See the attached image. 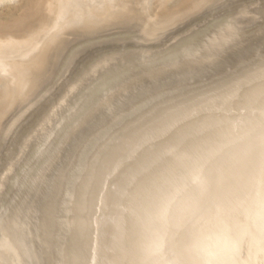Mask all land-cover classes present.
Wrapping results in <instances>:
<instances>
[{"label":"bare ground","instance_id":"1","mask_svg":"<svg viewBox=\"0 0 264 264\" xmlns=\"http://www.w3.org/2000/svg\"><path fill=\"white\" fill-rule=\"evenodd\" d=\"M229 1L195 0L166 18L154 0H0V46L29 31L20 53L12 44L0 56V264H85L101 228L99 197L103 214L122 205L101 231L111 234L110 264H169L170 251L193 264L177 198L206 216L240 177L250 182L264 167V41L226 68L212 65L246 39L240 24L256 18L246 8L244 20L233 17ZM105 36L124 42L74 68ZM68 72L59 101L41 104ZM144 75L160 76L133 82ZM72 135L73 159L61 157L54 178ZM116 169L122 196L113 201L101 191ZM47 188L41 224L36 196Z\"/></svg>","mask_w":264,"mask_h":264},{"label":"clouds","instance_id":"2","mask_svg":"<svg viewBox=\"0 0 264 264\" xmlns=\"http://www.w3.org/2000/svg\"><path fill=\"white\" fill-rule=\"evenodd\" d=\"M175 209L191 225L193 264H264V167L250 182L240 177L206 216L193 215L183 196ZM152 239L166 243L168 236L156 234Z\"/></svg>","mask_w":264,"mask_h":264},{"label":"water","instance_id":"3","mask_svg":"<svg viewBox=\"0 0 264 264\" xmlns=\"http://www.w3.org/2000/svg\"><path fill=\"white\" fill-rule=\"evenodd\" d=\"M243 1H246V0H243ZM243 1H241V2L239 1V2H236L235 3V6L234 7H236V9L234 11H232V16L233 17H237V16L243 17L244 15L242 13V10L244 8H246L248 10L257 11V14L255 15L256 18L251 19V20L246 19L245 21H243V23L240 24V26L244 30V34L246 36V39L243 42H241L240 44H237V45H235L233 47L228 48L225 52H223V54H221L216 60H214V62L212 64L214 66L213 69L220 70V69L226 68L227 65H228V63L234 61V59L239 54L250 52L254 47H256L258 45V43H260L261 41H264V28H261L262 23L264 22V0H260V3L257 6H255V7H251L248 4H245ZM222 13H223V11H221L219 13H215L214 16H209L211 18L209 19V17H208V18L204 19L203 21H201L200 22L201 23L200 26L201 27L204 26L211 19H214L215 17H218ZM254 14L255 13L248 14L247 17H249L251 15H254ZM244 19L245 18L243 17V20ZM171 42H173V40ZM152 43H156V42H152ZM148 53H150V52H148ZM120 61L122 63H124L125 62V59H120ZM74 64H75V62H74ZM208 64H211V63L210 62H205V63H202L200 65L198 64L196 66V68H206V67L209 68L208 67L209 66ZM78 65L76 67H78ZM73 67L76 68L75 66H73ZM175 70H177V69L173 68L172 70H168V71H175ZM224 71H226V70H224ZM149 74H156V73H149ZM199 75H201V74H199ZM158 76H160V75H157V76L151 78L150 76L144 75L143 78L138 77V79H136L133 82L136 83V85H138V84L144 83L146 81H152L155 78H157ZM63 94H64V90H63V88H61V90L58 93V95L56 96V98H54V100L50 102V105L54 101L58 102L59 99L62 97ZM41 104H43V103H41ZM45 104H43V105H45ZM98 112H100V111H98ZM42 114H41V116H42ZM90 123L84 124V125H82L80 127H82V128H88V126L90 125ZM88 131L89 130H87V132ZM73 136L74 135H72V137H71L72 139L68 140L62 146V150H61V152L59 154V158H58V160H56L54 162V166H53L54 167V169H53V176H54V178H58V174H59V171L61 169V167L59 166V162H58L60 160V158L62 157L61 164L70 163V160L73 159L72 155H73V153H75V151L77 149L76 145L72 144L73 141L74 142L76 141L75 138L73 139ZM71 140H72V142H71ZM68 143H70V144H68ZM76 143L77 142H75V144ZM69 145H71L70 149L67 148ZM66 148H67V150H65ZM171 162L172 161H168L166 164H170ZM116 173H117V169L113 171L112 175H109L108 176V178L106 179L105 184L103 185L102 191H101V194L103 192L104 193L105 192H110V196H111V199L113 201L115 200V198H119V197L122 196V194H121L122 191L117 188L116 183L112 180L113 176ZM117 175H118V173H117ZM42 185H44V183ZM53 186H54L53 193H56L57 191L55 190V186H56L55 185V182L53 183ZM46 187H47V185H46ZM48 188H47V191H44V194L42 196H39V197L36 196L37 199L40 200V204L38 206V210H37L36 216L37 217L39 216V220H40V223L41 224H44L46 222V218H47L46 217L47 216V205H48V199L50 197V194L48 196ZM51 194H52V192H51ZM101 194H100V196H101ZM121 207H122L121 204L116 203L115 205H112L109 208L108 211H105L106 212L105 214H103V211H104V209H103V203L101 202L100 197L98 198L97 205H96V218L98 219L99 225H100L101 228L98 231V233H95L94 232V234H93V239H92V242H91V246L89 248V255L87 257V260H86L85 264H110V261L107 258V254H108V251L110 249V244L107 243V240H109L111 238V234L109 232L101 233V231L104 228H106L107 226L114 224L115 218L118 216ZM101 224H105V225H102L101 226ZM168 257H169V260H168L169 264H188V263H190V262L187 263L184 260V258H182V257H179L180 258L179 259L171 251L168 253Z\"/></svg>","mask_w":264,"mask_h":264},{"label":"rangeland","instance_id":"4","mask_svg":"<svg viewBox=\"0 0 264 264\" xmlns=\"http://www.w3.org/2000/svg\"><path fill=\"white\" fill-rule=\"evenodd\" d=\"M155 1V7L156 10L158 11V13L160 14H157L158 16H161V17H166V18H170V17H174L176 14L180 13L181 11H185L191 7H193L194 3H195V0H154ZM238 2V0H230L229 2L227 3H236ZM245 4H248L249 6L251 7H255L257 6L259 3H260V0H246V1H243ZM161 3V4H159ZM168 3V4H167ZM157 5V6H156ZM172 5V6H171ZM160 7V8H159ZM218 6H215L213 8H210L208 9V11H210L211 9H215L217 8ZM208 11H204V12H201L199 15L201 14H205L207 13ZM211 17H209L210 19ZM203 23V22H202ZM201 24V23H200ZM18 34V33H17ZM20 35H17L15 37H12L13 40L11 41H6L8 42V44L4 43L3 45L0 46V56L3 57V55H5L7 53V50L6 48L9 46V45H16L17 47V51L20 53L21 49H22V45H24L28 35H29V31L26 30L25 28H23V31L21 33H19ZM11 37V36H10ZM9 37V39H10ZM111 37L109 36H105L103 38V41L101 42H96L94 44H92L90 47H88L85 51H83L75 60V64L74 66L76 67L79 62L85 58V57H89L99 51H105V49H110V47L112 45H121L123 44L124 41H121V40H109L111 39ZM16 40V41H15ZM20 40V41H19ZM13 41H15L13 43ZM23 41V42H22ZM158 40H156L157 42ZM155 42V41H153ZM21 46V47H20ZM20 47V48H19ZM70 77V72L66 73L63 77L60 78V81H59V84L53 88L50 93H48L47 95H45L42 99H41V102L43 104L47 103V100L48 101H53L54 98H56V96L58 95V93L60 92L61 90V86L62 85L61 83L64 81V82H67L68 78ZM2 85V86H1ZM5 84H3V81L0 80V103L2 102V94L1 92L3 93V88ZM33 110V109H32ZM30 110L28 112V114L30 113V115H34L36 110L32 111ZM27 114V115H28Z\"/></svg>","mask_w":264,"mask_h":264}]
</instances>
